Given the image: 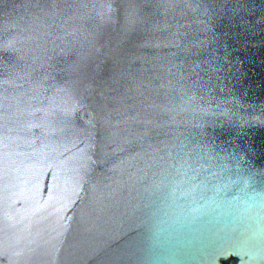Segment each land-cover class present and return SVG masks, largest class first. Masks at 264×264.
<instances>
[{"label":"water","instance_id":"water-1","mask_svg":"<svg viewBox=\"0 0 264 264\" xmlns=\"http://www.w3.org/2000/svg\"><path fill=\"white\" fill-rule=\"evenodd\" d=\"M0 264H264V0H0Z\"/></svg>","mask_w":264,"mask_h":264}]
</instances>
